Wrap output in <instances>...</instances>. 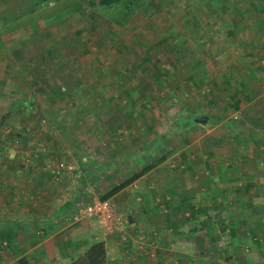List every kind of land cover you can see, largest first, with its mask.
<instances>
[{"label": "crops", "instance_id": "crops-1", "mask_svg": "<svg viewBox=\"0 0 264 264\" xmlns=\"http://www.w3.org/2000/svg\"><path fill=\"white\" fill-rule=\"evenodd\" d=\"M214 1L212 0L213 4ZM216 1L222 4L213 9L214 13L211 11V16L216 14L229 21L228 26L221 28L225 37L223 42L228 44L227 48L242 46L248 52L244 53L245 58L238 56L235 60H231L228 55L216 59L208 52L194 55L196 62L185 55L178 56L176 61L182 62V67H185L183 77L179 84H172V90H168L180 91L179 97H176L181 100L182 113H186L180 120L199 117H206L207 120L195 121L196 123L189 125L181 124L189 129L182 139L186 143L182 142L181 148L170 155L159 156L154 162H150L149 155H143L141 150L144 146L149 147L147 134L153 129H158L162 134L168 125L145 124L149 109L146 103L151 97H160L167 92L166 77L160 71L166 65L165 61L159 60L158 56L156 61H153L156 57L150 56L142 61L134 57L130 59L133 65L145 61V66L156 67L161 75L155 82L150 76L135 77L122 74L121 71L99 76L95 74L96 71L88 73L94 67L102 70L101 62L106 61L94 57L81 60V19L87 13L81 11L82 8L93 10L96 3L92 0H0V27L3 28L0 30V48L5 49L6 44L14 43L15 47L9 44L8 47L17 50L25 43L22 50L46 49L48 56H51V60L41 63L43 67L46 66L45 77L32 78L34 83L46 85L42 89H28V97L37 99L44 90L40 97L51 99L52 102L54 99L61 100L60 104L40 111L41 114L52 115V119L46 122L50 133L46 134L45 143L22 132L15 133L17 128L27 131L35 127H17L12 124L14 122L10 120L11 115L20 113L23 107L16 111L13 107L0 105V264H72L99 241L106 244V264H163L160 263L163 260L161 258L166 259L167 256L168 261L175 256L190 258L187 264H192L193 258L213 256V251L198 252L194 246L191 248L189 242L196 241L199 236L211 238L206 229L207 225L215 224L214 218L210 220L213 216H210L211 210L220 212L222 219L217 223L220 227L219 234H215L218 239L219 235L225 234L227 230L221 226L228 227L224 219L230 218L226 207L232 193L227 184L228 178L242 175L236 169L240 165L235 163L244 162L242 165H245L246 161H251V154L237 153L246 145L258 146L255 137L264 133V9L259 3L261 0H238L233 5L231 3V6L230 0ZM246 1V9H237L241 7L239 2ZM40 3L44 6L41 16L53 17L61 12L60 19L58 18L60 22H50L44 35L38 38L23 40L22 35H19L11 39V33L6 30L8 26L2 21L23 12L32 13L35 9H40ZM87 3H91L92 7H87ZM232 9L235 13L230 14ZM86 15L92 16L90 12ZM241 19H247V23ZM56 25L59 26L54 27ZM245 37L249 41L242 39ZM60 50L63 58L59 61L55 58V53ZM197 52L196 50L194 54ZM191 63L192 70L188 68ZM49 65H54L53 69ZM55 65L57 68L62 67L64 75H55L58 72ZM65 66L67 68H63ZM81 66H86L82 69L83 73ZM233 66H238L234 73ZM66 98L72 99V102H67ZM87 98L92 99L95 111L81 109V102L88 108ZM74 99H77L76 105ZM27 104L25 106L29 110L37 105L34 101ZM5 114H8L7 118L4 117ZM241 117L248 122L247 134H241L243 128L235 127L237 122L239 127L244 125ZM138 118L140 119L137 120ZM13 119L15 120L14 117ZM178 122H174L176 126ZM41 124L45 125L44 122ZM11 129L13 134L6 136L3 131ZM120 130H126L127 134L120 137ZM53 131L58 133L52 135ZM35 134L33 135L36 136ZM188 136L192 138L189 143ZM73 140L75 144H71ZM91 143L101 151L97 161L101 160L105 164L100 170L109 169L114 174L101 175L112 179L106 185L103 182L102 188L106 193L142 169L150 167L129 185L110 196L117 210L123 212L127 219L119 225L118 230H108L98 220L86 219L78 214L81 199L92 191V184L98 177L92 172L84 171V179L80 181L81 148ZM41 145H47L49 150L39 152ZM70 145L77 152L76 164L73 163L75 171H68L65 167L56 174L54 160H71L67 154ZM124 146L126 149L130 147L137 154L132 153L131 157L130 154H124ZM104 149L110 152L106 153ZM121 157L127 160L126 165L131 166L133 162L138 168L131 170L128 166L124 170L125 174L119 172L123 170ZM83 159L86 162L87 158ZM252 160L261 162L254 157ZM242 171H248L249 177L258 173H252V169ZM76 177L80 178L79 182ZM74 180L78 183L75 184ZM187 209L194 211L190 218L187 217ZM208 211L210 215L207 214ZM228 220L226 222L229 225ZM234 228L233 226V230ZM226 229L232 231L229 227ZM164 242L173 247L171 250L176 245L180 249H175L176 253L171 256L172 253L166 252L167 245ZM139 243L145 248L143 251L137 250L136 245ZM179 250L181 253L177 252Z\"/></svg>", "mask_w": 264, "mask_h": 264}, {"label": "rangeland", "instance_id": "rangeland-1", "mask_svg": "<svg viewBox=\"0 0 264 264\" xmlns=\"http://www.w3.org/2000/svg\"><path fill=\"white\" fill-rule=\"evenodd\" d=\"M92 1L99 6L95 5L93 10L82 8L83 11H81V13L90 12L92 14V16H88L86 13L83 18L81 17V60L84 61L89 57H94L106 61L101 62L102 70H96L94 67V69L90 68V71L86 72L93 74L96 71L95 74L99 76L101 74L108 75L116 73L117 71H121L122 74L127 73L135 77L150 76L155 82L158 80V76L160 74L156 67L152 65L145 66V64H143L146 63L145 61H143V63L140 62V65H133L130 59L131 57H134L135 59H141L142 61L144 58H147V56H150L154 58L156 57L155 59L151 58L153 61H156L158 60V56L159 60L162 59L165 61L166 65H163V67L160 68V71H163L164 77H166L165 81L167 85V92L166 94H162L160 97H151L149 102L146 103V105L149 106V109L145 119L147 123L145 124L157 126V124L164 125V123H166L168 125L167 130H165V132L162 134L160 131H158V129L150 130L147 134V142L149 147L144 146L141 148V150L143 155H149L150 162H154L159 156L170 155L173 151L179 150V148H181L182 142L186 143V141L184 142L182 139L186 137L185 135L187 133L185 131L188 132L189 129L182 127L181 124L188 123L187 125H189L196 121V118H188L187 120L183 119L182 121L180 120L186 114L185 112V114L182 113L183 110L180 107L181 100L180 98H177L180 95V91L175 90L170 92L168 90V88L171 89L172 84H179L181 77H183V71L185 67H182V62L176 61L179 59L178 56L182 54V56L185 55L192 58V62H196L197 60L193 57L194 55H204L208 52L210 56H214L216 59L222 55H228L231 60H235L238 58V56L245 58L246 54L244 53L248 51L243 50L242 46L239 47L241 49H239L238 46L234 48H227L228 44L225 45L223 42L225 37L221 32V28L228 26L229 21L223 17L216 16V14L214 17L211 16L214 13L213 9L222 4L220 1H215V4L212 3V0L211 4L208 2V7L206 8L208 12H205L199 7V5L195 4V0H184L186 5H174L173 9L171 8L172 0H152L146 5L145 9L138 10L135 16H133L130 22L124 27L118 26L115 24V21H111L109 19L108 14H112L114 10L109 9L108 12L105 10L108 14L105 16L102 14V12H105L103 10V4H105L104 2L107 1L112 3L116 0ZM237 1L238 0H230L229 5L231 6V3L233 5L237 3ZM239 3L241 4V7H238L237 9H246L248 6L247 1L244 3ZM260 4L264 9V0H261ZM90 5L91 3H87V7L91 8L92 6ZM190 5H195V11L192 10ZM38 7H40V9H35V11L32 13L23 12L20 13L19 16L17 15L16 17L11 18L7 17L4 21H2L8 26L6 27V30L11 33V39H14L13 36L19 37V35H22L23 40H29L33 37L38 38L41 35H44L47 28L46 26L50 22H55V24L60 22L58 18L61 16V12L57 13L53 17L41 16V9L43 10L44 6H42L40 3ZM211 11L213 12L212 14ZM233 13H235L234 10L230 12V14ZM241 21L247 23V19H241ZM58 26L59 25H56L54 27ZM2 29L3 28L0 27V30ZM14 29L16 33L14 32ZM242 39L245 41L248 39V37ZM236 40L237 36L234 37V41ZM8 44L5 45V49L0 48V105L3 104L8 108L13 107L16 109V111H18L20 107H23L21 108L20 113L14 111V115H11L12 118L10 120L14 122L12 124L17 127L20 125L35 127L30 128L27 131L26 129L19 130L17 128L16 130L14 129L15 133L22 132L28 137L33 136L34 138H37L38 142H44L46 134L50 133V130L47 129L48 124H46V122H49L50 118L52 119V115L47 116L45 114H41L40 111L41 109L42 111H45V108L49 106L60 104L61 100L54 99L52 102L51 99L40 97L42 94H44V90L42 93L39 91L41 95H38L37 99L33 96V98L28 97V89H32V87H36L35 89H42V87L46 85L45 83L41 82L38 84L36 82L34 83L32 78L35 79V77H45L44 71L46 70V66L43 67L41 63H45L46 60H51V56H48L49 52L46 49H35L31 51L27 49L22 50L25 43L21 44V48L17 50L12 49L16 46H14V43L9 44L10 46H13L10 49ZM196 50L198 52L194 54ZM60 52L61 50L59 52L56 51L55 53V58L59 59V61L63 58ZM113 59H115V61ZM253 59L256 61L258 60L257 58ZM86 63L88 64L89 62ZM56 66L57 65H55V70L57 69L58 72L55 75H64V72H61L62 67L60 66L57 68ZM49 67L53 69L54 65H49ZM63 68H67V66ZM85 68L86 66H81V73H83L82 69ZM188 68L192 70V63ZM188 68L186 67V69ZM232 69L234 71L230 72L234 73L237 71L238 66H233ZM167 72H172V74L168 75ZM98 80H100L102 83L101 78ZM185 83H187V80ZM159 84L160 83H158V85ZM169 92L170 94H168ZM85 100L87 101L88 108L84 107L83 102H81V109L86 111H95V108L92 105V99L87 98ZM32 101L36 102L37 105L33 110H29L25 104ZM66 101L72 102V99L66 98ZM76 101L77 99L73 100L75 105ZM135 116H138V114ZM139 119L140 118L137 120ZM241 121H243L242 124L244 125L239 127V123L237 122L235 127L243 128L244 131L241 130V134H247L246 131L247 129L249 130L248 122L244 120L243 117H241ZM41 122H44L45 125L41 124ZM174 122H178V126H176V123ZM12 130L13 129L3 132L6 136H11L10 133L13 134L14 132ZM118 132H121L119 134L121 135L120 137L127 134L126 130H120ZM35 133H37V135ZM56 133L58 132L53 131L52 135ZM60 134L62 133L60 132ZM40 139L43 141H40ZM130 139L132 140V137ZM255 139V141L258 142V146L249 147V145H246L245 148H242L243 150L241 152L239 151L237 153L243 155L251 154V161H246L245 165H242L244 162L235 163V165H240L236 169L239 170L238 172L242 175H240V177H229L227 181L230 192L232 191V193L229 195V200L226 207L230 218L229 220L224 219V223L229 228H232L231 225L233 224L235 227L234 230L229 231V229H226L228 227L221 226L222 229L227 231L225 234L219 235L220 239H218L215 233L219 234L218 230L220 227H218L217 223L222 221L219 214L220 212L211 210L210 215L208 211V215H213L210 220L212 221L214 218L213 222L215 223L213 225L209 224L206 226L207 233H209L208 235H211V238L207 239L205 236H199V239L196 238V241L192 240L189 243L191 248L194 246L198 252L208 251L209 253H212L213 251L214 254L212 257L207 258H193L191 259L192 264H264V133L263 135L255 137ZM56 140L58 141V139ZM189 141H192V138L189 137L187 139V143H189ZM75 143L76 142L73 140L71 144ZM119 148L121 149L122 147ZM75 149V147L70 145L69 153L67 154L71 160L64 158H61L62 160L58 162L57 160H54L55 165L53 167L56 174L59 169L62 171V169L65 167L69 171L68 166L73 165V163L76 161L77 152L75 153ZM47 150H49L47 145L39 146V152L41 151L44 153ZM106 150L107 149H104L106 153L110 152ZM122 150L124 154H130L129 157H131L133 151H131L130 147L126 149L124 146V149L122 148ZM132 150H135V148ZM66 151H68V149H66ZM100 152L101 151L99 147L94 146V143L88 144L85 148H81V179L78 178V176L76 177V180L78 181V179H80L81 181L82 178L84 179V177H82V172L84 171H89V173L92 172L95 175H98V177H96L95 183L92 184V191L89 192L86 197L81 199V206L86 205L94 197H102L106 193L102 188L103 182L104 185H106L112 179H108V177L104 176L101 177V175H106L107 173L108 175H114L109 172V169L103 171L100 170L105 164L103 161L101 162V160L100 162L97 161V157L99 156ZM133 154L136 155L137 153ZM84 157L87 158L86 162H83ZM253 157L256 158V161L261 160V162H253ZM124 158L125 157H121V161H123V170H119V172L125 174L124 170L125 168H128V166L131 168V170H136L138 168V166L133 162H131V166L129 164L126 165L127 160ZM66 160L69 161V163H67ZM137 162L142 164L139 161ZM61 163H63L64 166H62ZM26 165L29 164L26 163ZM242 168L246 171L252 169V173H258L254 174L252 177H249L248 171L244 173ZM78 169L79 167L76 170ZM96 171L97 173H95ZM233 171L231 173H234ZM69 175L71 177L70 173ZM77 181L74 180V182H76L75 184L79 182ZM218 196H220V194ZM186 212L189 213V216L187 215L188 218H190L193 214V212L189 209H187ZM226 220L229 221V225ZM188 221L190 220L188 219ZM197 226L200 227V225ZM197 226H195V228H197ZM164 243L167 245L166 242ZM136 246L138 247L137 250L139 251H143L145 249L142 247L141 243ZM178 246L179 245H176L174 250H171L173 247L169 244L165 248L166 252L169 251L168 253H172L171 256H174L176 253L175 249H180V246ZM177 252L181 253L180 250ZM168 258L169 256H167L166 259L161 258L163 260L160 263L166 264V262H168V264H175L177 261H179L180 264H187V262L190 260V258H179L175 256L172 257L170 261H168Z\"/></svg>", "mask_w": 264, "mask_h": 264}, {"label": "trees", "instance_id": "trees-1", "mask_svg": "<svg viewBox=\"0 0 264 264\" xmlns=\"http://www.w3.org/2000/svg\"><path fill=\"white\" fill-rule=\"evenodd\" d=\"M151 1L152 0H116L115 2L113 1L112 3L106 1L104 2L105 4H103V10L104 11L106 10L108 12L109 9H112L114 10V12L112 14H108L105 11L104 13L102 12V14H104V16L108 14V17L111 21H115V24H117L118 26L124 27L130 22L132 17L135 16L138 10L145 9L146 5ZM171 2H172V7H171L172 9L174 8V5L176 6L178 4L186 5V2L184 0H181V1L172 0ZM194 2L195 4L199 5V7L203 9L205 12H208L206 8L208 7V2L211 4V0H195ZM95 5H98V4H95ZM190 6L192 10L195 11L196 9L195 5H190ZM4 117L7 118L8 114H6ZM148 169H150V167H146L142 169L141 171H139V173L133 175L132 177L126 179L124 182L113 187L110 191L105 193L101 198L102 199L110 198V196H112L113 194H115L116 192L124 188L125 186L129 185L133 180L138 178ZM230 229L233 231V226ZM106 263H107L106 244L103 241H99L93 244L92 246H90L81 256H79L76 260H74L72 264H106Z\"/></svg>", "mask_w": 264, "mask_h": 264}, {"label": "built area", "instance_id": "built-area-1", "mask_svg": "<svg viewBox=\"0 0 264 264\" xmlns=\"http://www.w3.org/2000/svg\"><path fill=\"white\" fill-rule=\"evenodd\" d=\"M61 165L64 166L63 163ZM68 167L71 172L75 171L74 165ZM78 214L90 220H98L102 226L108 227V230H116L119 225L127 221L126 215L117 210L115 202L111 198L102 199L96 196L86 205L81 206L80 204Z\"/></svg>", "mask_w": 264, "mask_h": 264}, {"label": "water", "instance_id": "water-1", "mask_svg": "<svg viewBox=\"0 0 264 264\" xmlns=\"http://www.w3.org/2000/svg\"><path fill=\"white\" fill-rule=\"evenodd\" d=\"M206 120V117H199L196 119L197 122H205Z\"/></svg>", "mask_w": 264, "mask_h": 264}]
</instances>
